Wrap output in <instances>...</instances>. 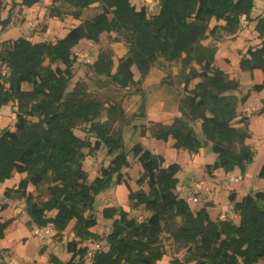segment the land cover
I'll use <instances>...</instances> for the list:
<instances>
[{
  "label": "trees",
  "instance_id": "trees-1",
  "mask_svg": "<svg viewBox=\"0 0 264 264\" xmlns=\"http://www.w3.org/2000/svg\"><path fill=\"white\" fill-rule=\"evenodd\" d=\"M20 1L24 7L40 2ZM96 1L89 0L87 3ZM215 7L210 0H204L203 4L197 0H161V11L152 18L147 17L145 7L132 12L134 45L130 47L128 57L119 62L111 78L120 87L130 84L140 87L148 77L152 64L161 57L181 61L185 67H191L193 63L200 65L210 75L190 91L189 97L197 98L196 101L190 100V114L193 119L200 120L207 141L218 153L216 167L230 172L239 166L244 171L253 160V152L246 144L250 135L247 128H236L232 122L237 117L239 105L249 99L250 93L264 90V40L260 48L248 49L240 61L242 71L252 77L255 71H260L262 82L253 85L241 97L232 94L238 82L214 67L217 49L203 45L208 37L206 21L217 14L213 9ZM3 11L0 1V28L5 29L10 18L4 19ZM112 23L113 20L99 16L80 25L77 31L82 38L98 43L101 34L109 30ZM221 28L230 34L235 32V28L228 23ZM216 29H212L210 34H214ZM77 44V40L71 37L60 39L54 45L19 38L3 50L0 43V70L5 65L9 73L11 71L8 86H5L0 71V107L17 105L15 130H5L0 135V183L10 179L14 169L22 168L32 172L33 185L37 186L51 173L70 193L68 201L56 198L49 206V209L58 211L51 222L63 231L75 219L79 240L67 244V251L71 254L68 262L53 259L54 264H83L88 247L82 246V243L90 238L99 239L87 226V222L92 220L97 195L108 186L115 172L119 173V184L126 182L119 172L126 164V158L118 154L110 168H103L90 184L86 183L88 176L82 170V150L98 152L107 147L109 154L118 152L122 149V131L116 129L113 123V127L109 128L107 121L94 144L74 134L79 124L94 122L104 111L100 102L90 98L83 84H77L72 92L67 91L74 76L70 53ZM48 58L59 60L66 66L63 75H57L45 66ZM113 66L111 54L103 51L92 68L104 74ZM133 67L140 74L136 83L130 73ZM196 77L193 72V79ZM24 84L32 89H23ZM186 89L188 91V87ZM263 110L261 113H264ZM154 137H172L176 147L199 150L194 130L181 119L154 132ZM237 146L240 148L238 153L235 152ZM132 151L143 168L137 184L147 185L148 190L134 192L126 182L129 199L134 209L143 208L150 214L140 221L130 217L123 209L106 208L104 217L116 219L106 237L108 250L96 252L92 264H156L166 255L163 242L166 234L177 242L193 244L197 258L195 264H264V195L243 203L236 202V193H232L229 199L235 202L234 210L240 212L239 224L212 221L207 218L205 210L195 215L189 204L176 193L178 164L164 167L163 159L140 145ZM259 176L264 177V165ZM27 186V182L21 181L16 190L7 189L4 196L6 199L20 196L29 200ZM6 208L4 204L1 210ZM47 209L35 213L43 215ZM86 213L89 215L86 216ZM12 222L13 219L0 221V239L4 238ZM204 257H208L207 260H203ZM78 258L80 261L77 262ZM168 264L184 263L174 260Z\"/></svg>",
  "mask_w": 264,
  "mask_h": 264
},
{
  "label": "rangeland",
  "instance_id": "rangeland-1",
  "mask_svg": "<svg viewBox=\"0 0 264 264\" xmlns=\"http://www.w3.org/2000/svg\"><path fill=\"white\" fill-rule=\"evenodd\" d=\"M0 1L4 9L3 18H10L9 25L5 29L0 28V43L3 50L12 46L19 38L49 45H54L65 37L77 40L78 44L70 53L74 76L67 91L72 92L77 84H83L90 98L100 102L104 111L94 122L79 124L74 134L94 144L99 131L107 121L109 128L113 127L111 124L113 123L116 129L122 131V149L118 152L109 154L107 147L98 152L82 150L84 155L82 170L88 176L87 184L99 176L103 168H110L112 161L121 154L126 158V164L119 172L122 173L131 190L147 191V185L137 184L143 168L132 149L140 145L163 159L164 167L171 164L179 165L176 193L179 195L182 187L185 186L184 193L194 195V200L189 206L195 215L211 208L218 213L206 212L209 220L217 221L218 215L224 213L228 222L238 225L241 215L239 211L234 210L235 202L230 201L229 195L236 193V202L243 203L264 195V177L259 176L264 165V113H261L264 108V90L251 92L249 99L239 105L237 117L232 122V126L236 128H247L250 136L246 144L253 152V160L244 171L236 166L228 172L223 167H216L218 153L213 149L212 143L207 141L200 120L193 119L190 114L192 109L189 105L192 104L190 100H197L195 97H189L190 91L198 82L210 75L201 69L200 65L193 63L191 67H185L181 61H169L161 57L152 64L142 86L130 84L120 87L113 83L111 75L117 70L119 62L128 57L130 47L134 45L132 12H138L145 7L147 17L152 18L160 13L161 0L120 2L97 0L92 3H87L89 0H40L32 7L22 6L20 0ZM197 1L203 4L204 0ZM210 4L216 6L213 9L217 14L206 21L208 37L203 41V45L217 49L213 65L223 70L230 79L238 82L232 94L241 97L249 92L253 85L263 80L260 71H255L253 77L250 73L243 72L240 61L248 49L260 48L264 40V4L253 0H210ZM99 16L113 20L110 29L101 34L98 43L82 38L77 28ZM227 23L235 28L233 34L221 28ZM214 28H217V31L210 34ZM103 51L111 54L114 66L109 72L100 74L92 68V65ZM45 66L57 75H63L66 69L61 61L51 58L45 61ZM193 72L194 76L197 74L196 79H193ZM130 73L136 83L140 79L137 68L133 67ZM10 77L11 71L7 76H2L5 86H8ZM188 81H190L189 85H187ZM23 89L32 88L24 84ZM16 110V103L0 107V135L5 130H15ZM176 119H181L194 130L199 142V150L176 147L172 137L168 139L154 137V132L170 126ZM239 151L240 148L237 146L235 152ZM118 174V172L113 173L108 186L96 197L94 210L91 213L92 220L87 222V226L99 239L90 238L82 243V246L88 247L87 252L95 250L97 243L101 246V251L108 250L106 237L111 233L116 217L105 218L106 208L123 209L130 217L140 221L150 214L143 208H133L127 184L117 182ZM229 174L241 176L242 180L224 188L222 184L228 179ZM32 177V172L16 168L10 179L0 183V221L13 219L6 229L4 238L0 239V264H54L53 259L65 263L71 259L67 244L72 240H79L75 219H72L63 231L51 222L58 211L49 209V206L56 201V198L64 201L70 198V193L66 192L61 180L54 179L49 173L43 182L35 186L31 183ZM21 181L28 183L30 199L20 196L6 199L5 191L16 190ZM200 181L205 182V187L202 188L207 193L204 196L200 187L196 186ZM195 190H200L199 195H196ZM209 193L214 194L215 198L211 199ZM4 204L7 208L1 210ZM45 208L48 209L44 214L37 216L35 211ZM87 215L89 213H86ZM45 228L52 230L51 235L42 238L38 231ZM167 236L166 234L163 239L166 255L156 264H168L174 260L184 264L196 263L197 258L192 243L177 242ZM207 258L204 257L203 260ZM92 260L93 258L86 255L82 262L92 264ZM76 261H80L79 258Z\"/></svg>",
  "mask_w": 264,
  "mask_h": 264
},
{
  "label": "built area",
  "instance_id": "built-area-1",
  "mask_svg": "<svg viewBox=\"0 0 264 264\" xmlns=\"http://www.w3.org/2000/svg\"><path fill=\"white\" fill-rule=\"evenodd\" d=\"M253 1H258L260 4H264V0H253ZM1 74L3 76H7L9 74V69L7 66H3L1 68ZM242 180V177L241 176H234V175H231L229 174L228 175V179L226 181L223 182L222 184V187H227L228 185L230 184H234V183H238ZM202 187H205V182L202 183ZM185 192V189L182 188L181 191L179 192V195L181 198H183L188 204L190 202H192L194 200V195L193 194H187V193H184ZM190 205V204H189ZM219 220H222V221H227V216L226 214H221L219 216ZM51 229L50 228H45V229H42L41 231H38V234L42 237V238H46L47 236H50L51 235ZM102 248L101 246L97 243L95 244V250L93 251H89L87 252V255L91 258L94 257V255L96 254V252L98 251H101Z\"/></svg>",
  "mask_w": 264,
  "mask_h": 264
},
{
  "label": "crops",
  "instance_id": "crops-1",
  "mask_svg": "<svg viewBox=\"0 0 264 264\" xmlns=\"http://www.w3.org/2000/svg\"><path fill=\"white\" fill-rule=\"evenodd\" d=\"M202 181H200V183L198 182L197 184H196V186H199L200 187V190H202V194H203V196L207 193V191L206 190H204L203 188H202ZM182 188H184V189H186L185 188V186H183ZM200 190H195V192H197L196 193V195H199V191ZM211 196H210V198L211 199H214L215 197H214V194H212V193H209ZM217 212L216 210H214V209H211V208H208V209H206V212L207 213H210V212ZM218 213V212H217ZM219 216H220V214L218 215V218H219Z\"/></svg>",
  "mask_w": 264,
  "mask_h": 264
},
{
  "label": "bare ground",
  "instance_id": "bare-ground-1",
  "mask_svg": "<svg viewBox=\"0 0 264 264\" xmlns=\"http://www.w3.org/2000/svg\"><path fill=\"white\" fill-rule=\"evenodd\" d=\"M162 264V263H161Z\"/></svg>",
  "mask_w": 264,
  "mask_h": 264
}]
</instances>
